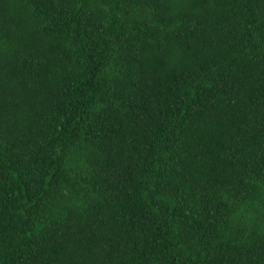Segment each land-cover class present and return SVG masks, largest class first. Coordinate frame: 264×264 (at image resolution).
I'll return each instance as SVG.
<instances>
[{
    "label": "trees",
    "instance_id": "trees-1",
    "mask_svg": "<svg viewBox=\"0 0 264 264\" xmlns=\"http://www.w3.org/2000/svg\"><path fill=\"white\" fill-rule=\"evenodd\" d=\"M0 264H264V0H0Z\"/></svg>",
    "mask_w": 264,
    "mask_h": 264
}]
</instances>
